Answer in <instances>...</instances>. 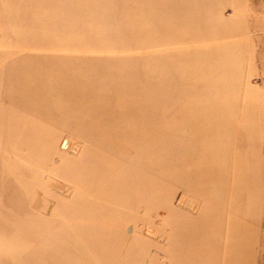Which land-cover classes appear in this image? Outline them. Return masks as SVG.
Here are the masks:
<instances>
[{
    "label": "rangeland",
    "instance_id": "1",
    "mask_svg": "<svg viewBox=\"0 0 264 264\" xmlns=\"http://www.w3.org/2000/svg\"><path fill=\"white\" fill-rule=\"evenodd\" d=\"M0 264H264V0H0Z\"/></svg>",
    "mask_w": 264,
    "mask_h": 264
},
{
    "label": "bare ground",
    "instance_id": "2",
    "mask_svg": "<svg viewBox=\"0 0 264 264\" xmlns=\"http://www.w3.org/2000/svg\"><path fill=\"white\" fill-rule=\"evenodd\" d=\"M138 183H137V185L139 184V181H137Z\"/></svg>",
    "mask_w": 264,
    "mask_h": 264
}]
</instances>
